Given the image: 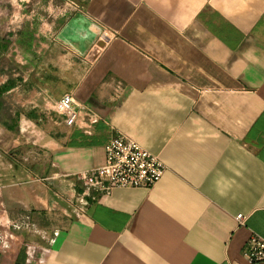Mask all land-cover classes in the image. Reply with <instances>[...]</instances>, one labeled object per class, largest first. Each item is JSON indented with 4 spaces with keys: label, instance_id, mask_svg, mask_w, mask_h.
<instances>
[{
    "label": "crops",
    "instance_id": "0c3cea01",
    "mask_svg": "<svg viewBox=\"0 0 264 264\" xmlns=\"http://www.w3.org/2000/svg\"><path fill=\"white\" fill-rule=\"evenodd\" d=\"M10 9L11 29L0 20V264H246L250 236L264 240V0ZM67 94L70 128L55 111ZM117 134L165 172L149 190L86 191L81 176ZM51 220L61 229L46 244L35 233Z\"/></svg>",
    "mask_w": 264,
    "mask_h": 264
},
{
    "label": "built area",
    "instance_id": "2783aa9c",
    "mask_svg": "<svg viewBox=\"0 0 264 264\" xmlns=\"http://www.w3.org/2000/svg\"><path fill=\"white\" fill-rule=\"evenodd\" d=\"M56 113L63 118V125H74L77 112L70 95H63L55 104ZM104 163L81 176L86 191L106 194L113 189H151L165 172L158 158L133 140L117 134L104 146ZM239 225L244 218L235 217ZM246 264H264V240L252 235L243 251Z\"/></svg>",
    "mask_w": 264,
    "mask_h": 264
},
{
    "label": "rangeland",
    "instance_id": "374dc122",
    "mask_svg": "<svg viewBox=\"0 0 264 264\" xmlns=\"http://www.w3.org/2000/svg\"><path fill=\"white\" fill-rule=\"evenodd\" d=\"M10 0H0V20H4V18H7V20L10 21L9 27L11 29L12 25H14L12 22V20L14 19L15 15H13L14 12H12V10L10 9L11 14L7 15L6 10V3L9 2ZM1 23V22H0ZM102 37L105 39H107V35L103 33V31L101 32ZM58 116V115H57ZM56 119V118H55ZM53 119V120H55ZM45 222V225H42L44 228H46V230H43L42 232L40 231V233H35V237L37 240L43 241L46 244H52L56 234L60 231L59 229H61V226L59 228H57V224L55 220H51V221H43ZM47 222L49 224H47ZM42 238V239H40Z\"/></svg>",
    "mask_w": 264,
    "mask_h": 264
}]
</instances>
